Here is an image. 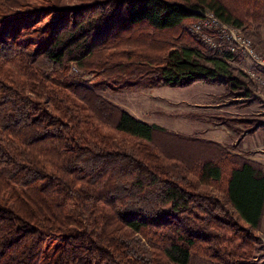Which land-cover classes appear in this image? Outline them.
Returning a JSON list of instances; mask_svg holds the SVG:
<instances>
[{
    "label": "trees",
    "instance_id": "16d2710c",
    "mask_svg": "<svg viewBox=\"0 0 264 264\" xmlns=\"http://www.w3.org/2000/svg\"><path fill=\"white\" fill-rule=\"evenodd\" d=\"M206 10L264 27V0H0V264H252L261 165L166 152L162 126L64 79L99 54L120 88H243L188 30Z\"/></svg>",
    "mask_w": 264,
    "mask_h": 264
},
{
    "label": "rangeland",
    "instance_id": "374dc122",
    "mask_svg": "<svg viewBox=\"0 0 264 264\" xmlns=\"http://www.w3.org/2000/svg\"><path fill=\"white\" fill-rule=\"evenodd\" d=\"M192 22L187 25L188 30L197 35L190 29ZM255 28H257L255 24L250 22V25L243 29V33L258 43ZM204 45L210 47L205 43ZM97 57H100L99 54L90 58L83 67H79L76 63H69V71L64 79L78 77L96 93L128 110L137 118L162 126L165 130L156 136V142L166 152L170 150L169 153L181 157L187 152L184 156L187 154L190 156L191 151L198 152L201 149L204 151L205 147L211 149L209 144L204 143L209 136L224 141L222 136H227L231 130L233 142L236 139L239 142V139H242L250 128L258 125L264 127V117H262L264 115V87L260 86L250 75L251 70L258 68H255L256 63L248 56L238 55L237 62L232 65L249 76L248 78L242 77L249 85L244 84L243 88L232 90L227 85L214 84L205 80H198L187 86L120 88L116 87L115 83L107 82V80L111 81L107 75L108 71H103L102 62L98 63ZM246 90L250 91L249 95H245ZM230 123L233 129L229 127ZM261 132L264 133V131ZM259 139L264 142V135L260 138L258 134L249 135L246 143L255 144ZM262 146L264 148V144ZM263 259L264 243L258 236L252 264H258ZM190 264L214 263L202 258H193Z\"/></svg>",
    "mask_w": 264,
    "mask_h": 264
},
{
    "label": "built area",
    "instance_id": "2783aa9c",
    "mask_svg": "<svg viewBox=\"0 0 264 264\" xmlns=\"http://www.w3.org/2000/svg\"><path fill=\"white\" fill-rule=\"evenodd\" d=\"M201 16L192 22L190 29L199 35L203 42L219 51L231 64L237 62L238 55L250 57L258 69L250 71L260 86L264 87V49L244 34V30L232 26L213 12H200ZM231 56L229 58L228 54Z\"/></svg>",
    "mask_w": 264,
    "mask_h": 264
},
{
    "label": "crops",
    "instance_id": "0c3cea01",
    "mask_svg": "<svg viewBox=\"0 0 264 264\" xmlns=\"http://www.w3.org/2000/svg\"><path fill=\"white\" fill-rule=\"evenodd\" d=\"M255 30L257 31L256 34L258 35L257 44L261 45V47L264 49V27L255 28ZM262 117H264V115ZM263 129L264 127L258 126L253 132L247 133L244 137L242 136L243 138L241 137L242 139H239L240 140L239 142H237V139L235 142H233V137L231 136V133H230L231 130H229V133H227V136L226 135L222 136L224 141L219 140L218 138H214L212 136L207 137V140L221 144L223 147L227 148L230 152L238 154L245 159H249L261 165L264 168V148L262 146L264 142H262L261 140L262 138L259 139V141H257L255 144L246 143V139L248 138L249 135L258 134L259 138L260 136L263 137L264 133L261 132V131H264ZM256 232L259 238H261V240L264 243V215L261 219L260 226L258 227ZM258 264H264V259L259 261Z\"/></svg>",
    "mask_w": 264,
    "mask_h": 264
}]
</instances>
